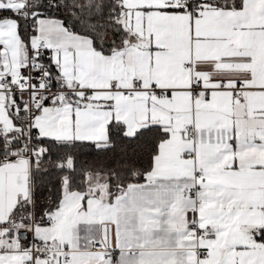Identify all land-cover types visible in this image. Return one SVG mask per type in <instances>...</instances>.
I'll use <instances>...</instances> for the list:
<instances>
[{
  "label": "snow or ice",
  "instance_id": "1",
  "mask_svg": "<svg viewBox=\"0 0 264 264\" xmlns=\"http://www.w3.org/2000/svg\"><path fill=\"white\" fill-rule=\"evenodd\" d=\"M0 264H264V0H0Z\"/></svg>",
  "mask_w": 264,
  "mask_h": 264
}]
</instances>
